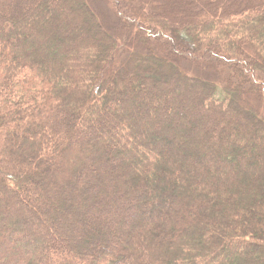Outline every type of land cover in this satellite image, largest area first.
<instances>
[{"label":"trees","instance_id":"trees-1","mask_svg":"<svg viewBox=\"0 0 264 264\" xmlns=\"http://www.w3.org/2000/svg\"><path fill=\"white\" fill-rule=\"evenodd\" d=\"M261 105L264 0H0V264H264Z\"/></svg>","mask_w":264,"mask_h":264},{"label":"rangeland","instance_id":"rangeland-1","mask_svg":"<svg viewBox=\"0 0 264 264\" xmlns=\"http://www.w3.org/2000/svg\"><path fill=\"white\" fill-rule=\"evenodd\" d=\"M154 3H161L160 1H156V2H154ZM187 4H191V3H187ZM169 9H173V8H169ZM176 9H177V7L176 8H174V11H176ZM187 9H189V8H187ZM178 11L180 12L181 11V7H179L178 8ZM125 56H126V54L124 53V54H121L120 55V59L122 60V59H124L125 58ZM130 56V55H129ZM155 66H157L158 64H159V62H156L155 61ZM221 70H223L222 68H221ZM220 72H222V71H220ZM190 73H197L194 69H191V71H190ZM253 101V100H252ZM253 103V102H252ZM255 103V102H254ZM258 107H259V104H258ZM259 111H260V115H261V117L262 118H264V105H261L260 106V109H259ZM182 153V152H181Z\"/></svg>","mask_w":264,"mask_h":264}]
</instances>
